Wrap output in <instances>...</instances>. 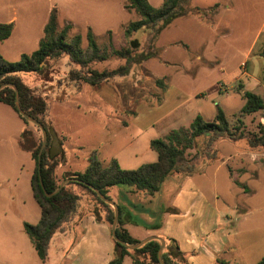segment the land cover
Segmentation results:
<instances>
[{
	"label": "crops",
	"instance_id": "1",
	"mask_svg": "<svg viewBox=\"0 0 264 264\" xmlns=\"http://www.w3.org/2000/svg\"><path fill=\"white\" fill-rule=\"evenodd\" d=\"M18 1L3 0V8H0V22L12 23V30L10 35L0 42V45L12 43L13 46L20 48L29 45L32 51L37 48L38 41L43 35V26L55 5L60 13L64 7H79L80 5L78 0L44 1L42 11L38 9L36 13L42 15L38 28L32 33L33 37H26L24 33L30 31V27L17 24L19 15ZM109 1H100V6L103 7V10H106L105 8L107 7L104 6ZM147 1L153 5L151 0ZM154 1L157 2L158 0ZM119 2V7L122 9V0ZM263 3L264 0H254V10H257ZM228 6L232 9L234 7L233 2L231 1ZM27 13L32 12L27 11ZM64 15L68 20L74 22L72 17L65 13ZM186 16L199 18L195 14ZM177 19H180V17L175 18L166 29L161 31L158 42L162 45L163 51L166 50L167 45L161 43V35ZM84 23L91 28L89 21ZM231 30L234 29L232 28ZM262 31H264V19L254 40L246 49L245 55L235 64L228 63L225 57H222V60L214 68L198 66L194 71H190L191 69L188 70L187 67L182 66L178 70L182 73L194 74L201 69V71L203 70L209 75H213V80H215L217 78L233 77V75L241 71L239 66L244 65L245 70L241 77L249 83V85L245 86V89H255L262 80L264 59L259 52L264 49V37L261 45L258 47L254 46ZM225 32L229 31L226 30ZM227 34L224 33L221 39L228 36ZM214 38L215 35L212 36V39ZM174 42L171 43L173 44ZM182 43L185 45L184 48H188L186 42ZM200 48L205 49L203 46L198 47V49ZM19 52L20 56L23 53L28 54V52ZM0 55L3 57L1 53ZM252 55L257 57V59L254 58L258 67L256 70L253 68H251L252 70L248 69ZM158 61L164 64L169 62L165 58ZM56 75L54 73V76ZM164 76L168 77L167 75ZM20 77L24 83L30 85L24 80L25 78ZM52 79L47 80L51 85L57 81L56 78L53 79L54 81ZM168 79L169 85L162 93L160 103L148 105L146 101H140L137 107L134 106V111L131 115H128L127 120L120 121L119 124L122 128L132 130L128 136L123 137L121 140H109L107 144H101L98 149L90 151L95 153L98 161L106 165L111 160H116L122 169H135L142 164L152 163L157 160V153L150 148V140L162 137L171 129L176 128L174 124L180 122L179 116L171 114L174 116L172 117L169 114L159 122L155 120L151 122L148 117L142 116L140 111L145 109L148 112L149 109H157L165 100L172 97L178 98L179 92L176 90L177 88L174 87L169 77ZM83 85L91 86L87 83H81L80 87L76 89L75 86L70 85L64 91H70V98H73L78 95L77 92ZM91 87L94 88V86ZM201 93L203 92L197 91L194 93V97L197 98L196 102L200 101L198 97L205 98V93ZM54 94L51 93L52 98L55 96ZM216 95L215 93L212 97H206L208 98V106L212 108L210 115H207L204 107L197 106L193 113H189L190 122L196 114H199L205 121H210L214 118L216 105L221 108L218 101H216ZM59 96L62 97V99H57L60 102L67 100L64 97V93ZM51 97L48 99L52 100ZM53 101L56 102L55 100ZM185 101H180L179 105L174 106L173 109L181 106ZM49 120L54 131L49 153L60 156V162L55 169L56 176L60 177L64 172L84 171L88 165L90 152L86 157L87 152L80 150L81 146L70 142L68 136L54 124L53 120ZM27 127L11 106L0 102V167L3 168V171H0V191L20 192V185H22L24 190L25 185H27L31 192V199L36 202L30 185L34 162L30 153L19 145L21 134ZM122 133L125 135L127 131L123 129ZM203 136L197 137L196 140L202 139ZM238 140L220 136L212 142L214 152L201 160L199 157L196 167L190 173H175L167 176L161 182L159 190L151 196L143 192L131 195L133 201L149 204L153 211H157L159 208H171L173 210L162 214V225L159 229H147L143 226V222H151L153 220L152 216L149 213L133 211L130 207L125 206L127 209H124L123 213V227L130 237L138 241L148 236L162 238L164 240L162 250L165 249L166 245H170L169 243H171L173 248L176 246L184 259V264H215L218 260L226 263L255 264L264 255V204L254 203L251 200L257 191L252 180H258L260 168L258 166L254 167L252 165L254 162L250 160V164H244V158L248 156L241 146V141L239 142ZM65 144H68L69 147H66ZM227 145L229 146L228 148L226 147ZM256 149H259V147L254 146V154H260L256 152ZM78 157L83 159V163L79 165L76 163L73 166L74 158L76 160ZM261 166L264 170V164ZM125 190L126 188L122 186H113L108 189V195L113 202L124 206L125 203L120 200L119 195L120 192ZM10 199L13 201L12 198ZM84 200V198L81 199L80 207L72 218L64 223L62 229L55 232L52 236L57 235L55 241L60 242L66 239L69 242L66 249L62 252L59 264H107L114 255V240L111 235L110 225L104 219V209L98 210L99 214L96 215L90 211V207L84 206L81 208ZM19 215L22 227L23 222L27 221L20 211ZM33 218L35 221H30L31 224H35L39 220L40 207ZM25 236L27 238L23 236L18 239L12 234L0 233V254L4 257V261H6V257L12 256L11 253H7V250L13 249L18 255H22L23 258L30 259L32 264H45V261H41L38 258L26 233ZM0 264L4 263L0 262ZM121 264H134V262L130 256L126 255Z\"/></svg>",
	"mask_w": 264,
	"mask_h": 264
},
{
	"label": "rangeland",
	"instance_id": "2",
	"mask_svg": "<svg viewBox=\"0 0 264 264\" xmlns=\"http://www.w3.org/2000/svg\"><path fill=\"white\" fill-rule=\"evenodd\" d=\"M44 1L47 0H19L17 2L19 6L17 24L30 27V31L24 33L26 37H33L32 33L37 30L42 15L36 13L38 9L42 11ZM78 1L79 7H64L61 13L57 6H54L56 8L57 31H60L69 23L67 39H70L75 34H80L82 37L81 47L84 49L87 46L86 32L88 28V24L84 22L89 21L100 50L109 54L105 60L96 62L90 67L101 71L124 65L125 59L113 54V49L131 48L136 53L153 52V56L132 64L126 75L111 77L107 81L94 86V88L99 90L83 85L77 92L78 95L73 98H70V91H64L68 86L62 85L59 87L57 81L51 85L46 80L48 77L44 78L38 73L27 72L19 74L35 90L36 95H47L50 98L51 93H55L56 97H51L52 100L47 98L48 118L53 120L54 124L68 136L69 141L81 146L80 150L87 152V157L88 153L93 149H98L99 145L107 144L109 140H121L123 137L128 136L132 130L122 128L119 124L120 121L127 120L128 115L133 113L134 106L137 107L140 101L144 100L148 105L160 103L162 93L169 85V77L179 92V94L177 93L178 98L172 97L165 100L160 107L149 109L148 112L142 109L140 111L142 116L148 117L151 122L154 120L159 122L169 114L170 116L176 114V116H179L180 122L174 124V127L188 126L189 118H191L190 114L193 113L197 106L204 107L207 115H210L212 108L208 106V98L206 97H212L216 93V101L220 104L229 124L238 126L239 123L243 133L246 134L245 137L238 140L239 142L241 141V146L248 156H245L244 164H250V160L254 162L252 163L254 167L258 166L260 168L258 180H252L257 191L251 200L254 203L264 204V170L261 166L264 164V146H255L259 147L256 152L260 153L256 155L254 154V144L252 142L251 144L249 143L251 135H254V133L259 134L260 130L264 132V109L249 114L240 111L245 102L243 91L246 90L245 86L249 85L248 81L241 77L245 70L244 65L239 66L241 71L233 75V77L217 78L215 80H213V75H209L203 70L202 72L201 69L196 70L197 72L194 74L190 73L191 75L178 70L182 66L187 67L188 70L191 69L190 71H194L198 66L214 68L222 60V57H225L228 63H237L245 55L246 49L261 27L264 19V3L257 10H254V0H189L186 5L189 11L186 15L195 14L199 18L186 15H183L186 17L179 16L180 19L175 20L168 30L161 35V43L167 45L166 50L163 51V47L158 41L161 31L166 29L169 24L159 30L156 36L155 30L159 24L153 28L139 29L127 35L125 33L127 24L138 19L139 15L132 9H124V0H122V9L119 7L120 0H110L104 6L108 8V11L107 8L103 10V7L100 6L101 0ZM160 1L151 0V3L159 6L161 4ZM231 1L234 4L233 10L228 6ZM3 4V0H0V8H3ZM192 8H195L193 12L190 11ZM27 11L32 13H27ZM64 13L72 17L74 22L68 20ZM232 28L234 30H231ZM226 30L229 32H225ZM224 33H228V36L221 39ZM214 35L215 38L212 39ZM263 37L264 31L256 40L254 47L261 45ZM173 41L175 42L172 44L171 42ZM182 42H186L188 48H184L185 45ZM199 46H203L205 49H198ZM19 51L30 53L32 48L29 45H25L22 48L15 47L12 43L0 45V53L5 59L10 61L20 59ZM162 58L169 62L166 61L167 64H164L158 61ZM250 58L248 69L252 70L251 68H253L256 70L258 67L254 58L257 59V57L252 55ZM52 64L49 65L48 70L52 71V73L49 72V77L53 79H59V75L69 67L64 57ZM54 73L57 75L54 76ZM197 91L205 93V98L198 97L200 100L198 102H196L197 98L194 97V93ZM251 91L264 99L263 80ZM63 93L67 100L60 102L57 99ZM60 99H62L61 96ZM182 100L186 101L181 106L173 109ZM207 117L209 118V116ZM49 124L51 125L50 120ZM27 126L34 145L39 144L42 138L41 131L32 123H28ZM123 129L127 131L125 135L122 133ZM53 136L54 131L51 128V142ZM219 137L217 133L211 132L205 134L202 139H195L193 148L186 150V166L189 168L191 164L194 165L197 162L199 157L201 160L213 153L212 142ZM65 146L69 147L68 144H65ZM226 147L228 148L229 146L227 145ZM82 160L81 157L76 160L74 158L73 166L76 163L78 165L82 164ZM0 171H3L2 167H0ZM62 180L61 176H57L58 183ZM20 181L22 182V180ZM74 188L80 194L81 199L87 198V194L83 189ZM146 205L149 207V204ZM38 210L39 207L31 199V192L27 185H25V190L20 185V192L0 191V233L12 234L18 239L23 236L27 238L20 224L19 211L24 216V219L30 222L35 221L33 217ZM138 212L140 213V211ZM56 236L51 237L49 240L45 264H59L62 252L69 244L66 239L60 242L55 241ZM7 253H11L12 256L6 257V261H4V257L0 254V262L4 264H32L30 259L23 258L22 255H18L13 249H8ZM178 262L182 263V261Z\"/></svg>",
	"mask_w": 264,
	"mask_h": 264
},
{
	"label": "trees",
	"instance_id": "3",
	"mask_svg": "<svg viewBox=\"0 0 264 264\" xmlns=\"http://www.w3.org/2000/svg\"><path fill=\"white\" fill-rule=\"evenodd\" d=\"M188 1L162 0L159 6H153L147 0H124V9H132L139 15L138 19L127 24L125 33L130 35L139 29L153 28L159 24L155 30L156 36L159 30L168 25L173 19L187 14L189 11L186 8ZM194 9L192 8L190 11L193 12ZM69 27L70 24L68 23L60 31H57L56 8L54 7L51 9L43 26V35L34 51L28 54H21L20 59L17 61H8L0 55V86L2 84H14L18 90L19 103L22 110L40 122L47 132V140L41 153L39 170L37 154L40 143L34 145L27 129L22 132L19 140L20 147L30 153L34 162L30 185L33 197L40 207L39 220L35 224L23 222L22 228L32 242L34 250L41 261L46 260L50 238L55 232L62 229L63 224L68 222L80 207L81 196L74 187L83 189L87 194V198H84L81 208L84 206L90 207V211L96 215L99 214L98 210L104 209V219L108 225H111L112 222L113 208L101 200L88 185L98 189L108 199H110L108 195L110 187L122 186L126 188L119 195L120 200L125 205L117 204L119 216L115 226V234L126 245H132L137 243L138 240L130 237L123 227V213L124 209H127L125 206L130 207L133 211L149 213L152 216L153 220L151 222H143V226L147 229H159L162 225V214L173 209L159 208L157 211H153L146 203L133 201L131 195L143 192L151 196L159 190L161 182L167 176L175 173H190L196 167V162L188 168L185 164V155L186 150L193 148L194 140L197 137L211 132L234 140L246 136L242 131L241 125L239 123L238 126L230 125L222 109L216 105V113L212 120L205 121L199 114H196L188 126H178L168 131L163 137L151 139L150 148L157 153L155 162L142 164L135 169H122L116 160H111L108 164L103 165L92 151L88 155V165L84 171L64 172L61 175V179L69 180L64 183L58 192L51 196H46L44 192L51 193L58 187L59 183L57 182L55 169L60 162V156L49 153L52 127L49 124L47 114L48 96L36 95L35 90L24 83L19 74L35 72L49 79V72L52 73V71L48 70L49 65L65 57L69 67L59 75L57 82L59 86L73 85L77 89L80 83L97 86L111 77L126 75L132 64L153 56V52L136 53L131 48L113 49V54L124 58L125 64L110 70L103 69L98 71L90 66L105 60L109 54L100 50L91 28H87V46L83 49L81 47L82 37L80 34H75L70 39H67ZM11 30L12 23L0 22V42L10 35ZM259 54L264 59V49ZM262 80L264 82V64L262 67ZM14 95V89L10 85L0 88V102L8 104L18 114L14 105ZM243 97L245 102L240 110L242 113L249 114L264 109V99L255 92L245 90L243 91ZM19 117L26 125L30 123L22 116L19 115ZM36 128L39 129L37 126ZM249 141L254 146H264V132L260 130L259 134L254 133V135L249 137ZM186 168L188 169L185 170ZM40 181L43 187H41ZM169 244L161 252L164 263L180 264L178 261H182L181 264H184V259L179 250L176 246L173 248L171 243ZM159 246V240L152 239L138 248L129 249L114 240V255L107 264H121L126 255L132 258L134 264H159L157 259ZM215 264L237 263H226L218 260ZM255 264H264V255Z\"/></svg>",
	"mask_w": 264,
	"mask_h": 264
},
{
	"label": "water",
	"instance_id": "4",
	"mask_svg": "<svg viewBox=\"0 0 264 264\" xmlns=\"http://www.w3.org/2000/svg\"><path fill=\"white\" fill-rule=\"evenodd\" d=\"M6 85H10L14 89V93H15V95H14V105H15V108H16L18 114L20 116H22L28 122L36 125L40 129V131H41L42 138H41V142H40V146H39L38 154H37V162H38V170H39V163H40L41 153L43 151V148H44L45 143H46V140H47V132L44 129V127L40 124V122H38L34 117H32L31 115L27 114L26 112H24L22 110V108L20 106V103H19L18 90H17L16 86L14 84H2L0 86V88L1 87H4ZM68 180L69 179H63L62 181L59 182L58 187L56 188L55 191H53L51 193L44 192L45 195L46 196H51L54 193L58 192L61 189V187L64 185V183H66ZM74 180L79 181L78 179H74ZM40 184H41V187H43L41 181H40ZM88 186L91 189H93V191L96 193V195L101 200L105 201L106 203H108L109 205H111L112 208H113L114 214H113L112 222H111V225H110L112 238L116 242H118V243H120L122 245L127 246L129 249L138 248L139 246H141L142 244H144L145 242H147L149 240L157 239L160 242V246H159L158 251H157V259L159 261V264H166V263H164V261L162 260V257H161L162 248L164 247V240L162 238H159L157 236H148V237H146V238H144L142 240H139L137 243L132 244V245H126L123 241H121L120 239H118V237L115 234V226L117 224V220H118V216H119V209H118L117 204L115 202H113L111 199L106 198L103 194L100 193V191L98 189L92 187L91 185H88Z\"/></svg>",
	"mask_w": 264,
	"mask_h": 264
}]
</instances>
